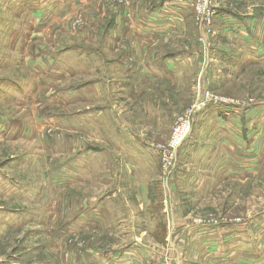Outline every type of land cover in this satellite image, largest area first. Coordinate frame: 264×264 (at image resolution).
Here are the masks:
<instances>
[{
	"label": "rangeland",
	"instance_id": "374dc122",
	"mask_svg": "<svg viewBox=\"0 0 264 264\" xmlns=\"http://www.w3.org/2000/svg\"><path fill=\"white\" fill-rule=\"evenodd\" d=\"M162 1L0 0V264H100L119 243L148 264H211L197 236L232 226L264 263V0H175L189 10L166 45L140 44L188 51L191 68L129 88L114 66H133L136 19ZM207 94L223 101L195 114ZM107 98L129 127L110 141ZM189 110L177 150H159ZM107 193L131 213L119 233L105 232Z\"/></svg>",
	"mask_w": 264,
	"mask_h": 264
},
{
	"label": "crops",
	"instance_id": "0c3cea01",
	"mask_svg": "<svg viewBox=\"0 0 264 264\" xmlns=\"http://www.w3.org/2000/svg\"><path fill=\"white\" fill-rule=\"evenodd\" d=\"M157 6L150 8L148 12H141V16L145 15L146 18L140 17L137 18L134 26H141L142 19L144 22V27H146V32H143L138 28H133V30L137 31L138 34L134 35V61L133 66L131 62L122 60L117 66H114V74L119 75V77L128 78V85L133 84L134 87L139 86L142 88L144 85L149 84L150 82H167L169 84L175 83V75L178 76L180 74L184 75L187 72V69L191 68L188 65V51L180 50L177 53L169 54L167 51H161L160 53H156V55H147L146 52L142 51L143 46L141 44L146 45L147 42H151V45L156 44L161 49L166 45V42L169 39V35H171V30L175 27V24L185 17L186 12H188L189 7L184 3H176L175 0H163L161 4H156ZM170 33V34H169ZM169 34V35H168ZM141 43V44H140ZM141 46V47H139ZM141 48V49H140ZM146 49V48H144ZM158 49V50H159ZM157 50V51H158ZM140 55L146 57L140 60H136L135 56ZM138 61V62H137ZM190 66V67H189ZM106 74V73H105ZM108 83V81L105 83ZM131 83V84H130ZM106 93V92H105ZM110 98L105 99V110L109 111L104 113H96V116H105V124L108 126H112V128L106 130L105 129V137L107 140H111L113 137L119 135L120 133H116L120 130L121 126L124 125V129L122 132L126 133L129 130V127L125 126V119L122 114L115 108V105L110 101ZM150 102H147V106ZM144 105V101L142 102ZM116 119L118 124L115 121H110L111 116ZM123 123V125H122ZM111 137V138H110ZM118 143V142H117ZM113 145H105V153H108L106 150H110ZM114 151H116L119 162L123 165V161L132 166L131 163L134 157V147L130 146L129 148L120 145L113 147ZM126 153V157L124 154ZM122 161V162H121ZM201 169L202 164H194L191 167L188 165L185 169L187 171H195L196 168ZM223 168H220L222 170ZM232 170V168H230ZM234 171V176L237 175L236 169ZM231 171H227L225 176L230 175ZM192 177H188V181L190 184L199 185L200 179L196 174L191 172ZM105 179H108L106 177ZM109 180V179H108ZM100 200V198L98 199ZM98 205L96 206L97 212L96 216H98ZM100 212V211H99ZM124 202L119 199V196H115L114 193L105 194V232L106 233H119L120 231L126 229L129 220L126 217L131 218V213L126 214ZM93 216V213H91ZM93 226H90V228ZM230 228V233L223 234V232L219 233V235H211L206 230H203L197 239L201 240L200 244L203 245L206 252L209 254V261L211 264H254L253 260H255V254H258L256 251V247H253L252 244L255 242L250 240L248 237L249 228L245 227L240 228L239 226H232ZM109 228V229H107ZM195 229L194 227H191ZM190 228V229H191ZM226 230V229H225ZM245 238V241H241V239ZM193 241V240H192ZM175 243V242H174ZM173 243V244H174ZM173 244L170 243V248L172 249ZM151 248V246H148ZM145 250L139 246H130V244L119 243L117 247L112 248V250H117L121 252H108L104 257V259L100 262V264H148L152 262V259L146 260L145 258L139 257V250ZM108 250V251H112ZM174 250V248L172 249ZM256 250V251H254ZM149 252L148 250H146ZM261 251V250H260ZM158 253V251L156 250ZM170 252V251H169ZM150 253V252H149ZM160 253V251H159ZM262 253V251H261ZM260 253V255H261ZM152 254V253H150ZM170 255V254H169ZM250 255V256H249ZM249 256V257H248ZM258 256V255H256ZM140 259V261L138 260ZM178 259V256H177ZM97 261V260H96ZM90 264H97L95 262H91ZM258 264H264L263 262Z\"/></svg>",
	"mask_w": 264,
	"mask_h": 264
},
{
	"label": "built area",
	"instance_id": "2783aa9c",
	"mask_svg": "<svg viewBox=\"0 0 264 264\" xmlns=\"http://www.w3.org/2000/svg\"><path fill=\"white\" fill-rule=\"evenodd\" d=\"M207 96L210 97L207 99L208 101H206V97H205L203 100H201V102H197L195 104V106H193V109H195V114L197 112L201 111L205 107V104L207 102L211 101V99L213 100L214 104L223 101V99H221V98L211 97L210 94H207ZM192 119H193L192 110L185 112L182 115V119L180 120V122H178V124H176L174 127V130L172 133V139H171L170 143L167 144L166 146L159 145L158 149L162 150V151H168V150L176 149L179 146V144L182 142V140L184 139L185 135L187 134V131L189 130L190 120H192ZM175 132H176V134H175Z\"/></svg>",
	"mask_w": 264,
	"mask_h": 264
}]
</instances>
